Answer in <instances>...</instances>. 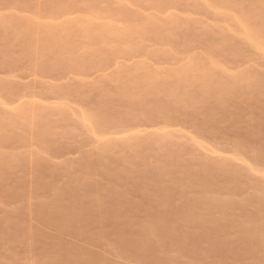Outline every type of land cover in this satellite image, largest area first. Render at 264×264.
<instances>
[{"label": "bare ground", "instance_id": "1", "mask_svg": "<svg viewBox=\"0 0 264 264\" xmlns=\"http://www.w3.org/2000/svg\"><path fill=\"white\" fill-rule=\"evenodd\" d=\"M29 57L34 78L22 82L12 64ZM44 67L62 69L60 80L75 81L67 87L102 91L77 112L45 100L38 86L59 80ZM21 82L35 93H0V138L20 123L45 146L48 117L64 111L89 120L102 155L88 166L100 182L80 170L28 195L25 180L0 182V194L38 201L23 220L0 215L7 234L36 244L31 264H264V173L252 193L234 185L241 155L264 165V0H1L0 88ZM116 111L145 114L152 130L108 122ZM194 134L230 144L231 155L195 157L188 146L211 145ZM125 143L146 149L103 155ZM14 153L0 145V165Z\"/></svg>", "mask_w": 264, "mask_h": 264}, {"label": "rangeland", "instance_id": "2", "mask_svg": "<svg viewBox=\"0 0 264 264\" xmlns=\"http://www.w3.org/2000/svg\"><path fill=\"white\" fill-rule=\"evenodd\" d=\"M180 38L181 36L179 35L177 37V41L180 40ZM35 59L36 58L34 57H29L28 60H18L17 62L13 63L12 72L15 77H17L22 82L31 81L34 76L28 73V69L31 64L30 62ZM44 69L47 71V76L50 77L47 79L59 80V86L57 88H50L47 85L38 86V88L43 89L41 92L43 99L55 101L57 100V97H60L59 99H62L67 102V104L71 106L76 112L80 109L90 106V104L93 105L92 97L98 95L102 91L101 87L98 88V86H93L92 88L84 86H73L72 88L67 87L68 84L74 83L75 81L60 80V77L58 76L62 74V69L56 67H44ZM69 77L75 79L77 76H75L74 74H70ZM22 82L17 83L15 85V88L12 87L14 88L12 90L10 87H1L0 93H11L13 97H19L22 95L26 97L28 95H34L35 88H23L22 86L24 84H22ZM21 98L23 99V97ZM128 113L130 112H111L107 121L110 123H119L121 126L131 127L135 125H141L142 128L147 127V131L152 130V127L143 125L144 122L141 117L145 116V114L130 115ZM101 117H99L97 120L101 119ZM48 121L49 124L53 127L52 131L54 132V134L48 135L47 138H45V146L36 145L34 143V140L31 139L35 131H31V133H28L27 130H25L24 125L22 126L20 123H17L14 127H12V129L9 130V133L3 135V137L0 138V145L3 148L5 147L6 149H12L13 151H15V153L12 155L13 159H7V161L5 158L3 160L2 165H0V174L4 176L6 175V178H4V176L0 178V182L6 181L12 184L16 181L22 180L21 182H23L25 180L26 184L23 185L25 186V195H28L29 190H31V193H39L40 189L38 188L48 187L49 185L54 183L62 185V178L76 177L78 172L81 173L80 170H88L91 174H93L92 179L96 182H100V175L97 174L96 171H93V169L88 167L92 164L99 165L102 160V155L97 154V152L93 149V139L91 138V134L88 131V129L91 127L89 120L79 118L75 114L65 113L63 111L61 114L54 112L48 117ZM175 125L180 128L182 127L181 130L183 132L180 130L182 133H185L187 136H193V129L189 126L188 123H179ZM120 133L121 134L119 135L113 134L114 136L111 134V137H115L119 140H124L128 137L129 134V132L125 133V131H122ZM194 136V138L198 139L199 141L211 145L209 146V148H197L188 146V151L196 155L195 157H225L231 155L230 144L221 142V144L214 145L213 147L212 139L208 138L206 135L194 134ZM123 142L124 141H121V143ZM144 149H146V145L136 146L135 144L128 145V143H125L118 147L115 146L114 148L109 150V152L106 151V153L103 155H106L107 158L115 159L117 157L134 156L135 154H138L141 150ZM210 149L213 150L211 151ZM183 153L184 157L183 159H181V161H183L184 164L193 165L194 163L196 164L200 162V160L198 159L199 157L197 158V161H195L194 158L193 160L189 158L190 153ZM244 155L245 154L241 155L243 157V160H238L236 163L238 169L241 171V176L235 178L234 185L241 183V186L244 187L243 189L247 193H252L255 185L262 182L263 180L262 173H264V165H260V163H258L257 157L253 156L247 158ZM251 164H253L254 167L259 168L260 171L254 172L252 170H248V165ZM16 193L20 194L19 192ZM17 194H15L16 196L10 195V193L0 194V215L4 213L12 214L13 218L23 220L29 214L33 213L29 210L27 201L29 202L31 207H35L38 204V201L30 200V198L25 199L22 194V196ZM186 195L187 194L185 193L184 196ZM241 195H243L242 198L240 197ZM236 196H238V198ZM236 196L232 197L234 199V202L237 199L239 201V198H241V200L245 198L243 192L242 194H240V196ZM21 201L22 203L24 201V205L21 203ZM238 201L236 203H238ZM6 206L9 207V209H7V211L5 212L4 207ZM30 220L32 221L33 219ZM35 222L37 221L34 220V223L32 221L33 224H35ZM36 224H38V222ZM1 227L2 225H0V257H2L3 259H1L2 261H0V264H31L29 249L35 247L36 244H30L27 240L23 239V237L18 233L7 234V228L2 229ZM10 230H13V227H11ZM115 255V253L113 255L111 254V257L107 255L108 260L113 262L115 259L116 261L117 255L116 257H114ZM112 257L113 259L110 260V258ZM120 261L121 259L119 260L118 258L116 263H120Z\"/></svg>", "mask_w": 264, "mask_h": 264}]
</instances>
